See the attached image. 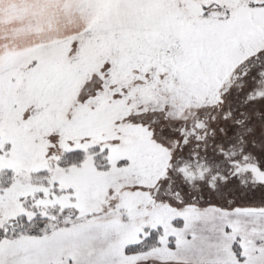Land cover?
<instances>
[{
	"label": "rangeland",
	"instance_id": "obj_1",
	"mask_svg": "<svg viewBox=\"0 0 264 264\" xmlns=\"http://www.w3.org/2000/svg\"><path fill=\"white\" fill-rule=\"evenodd\" d=\"M75 2L0 72V264H264V209L138 211L166 157L136 125L118 141L134 105L207 102L260 45L261 0ZM239 194L224 207L264 204ZM154 223L158 244L130 251Z\"/></svg>",
	"mask_w": 264,
	"mask_h": 264
},
{
	"label": "flooded vegetation",
	"instance_id": "obj_2",
	"mask_svg": "<svg viewBox=\"0 0 264 264\" xmlns=\"http://www.w3.org/2000/svg\"><path fill=\"white\" fill-rule=\"evenodd\" d=\"M255 7H264V0ZM261 39L258 48L217 76L207 102L173 107L175 103L163 95L153 97L154 102L134 105L121 117L119 142H130L123 135L136 125L166 157L154 184L142 186L147 199L136 210L161 218L208 205L221 212L263 211V202L243 204V210L235 205L224 207L236 197L244 198L240 190L250 188L264 194V182L255 176L264 171V37ZM154 224L145 226L146 235L160 231L162 225ZM153 261L140 258L136 264ZM184 261L180 258L178 263Z\"/></svg>",
	"mask_w": 264,
	"mask_h": 264
},
{
	"label": "crops",
	"instance_id": "obj_3",
	"mask_svg": "<svg viewBox=\"0 0 264 264\" xmlns=\"http://www.w3.org/2000/svg\"><path fill=\"white\" fill-rule=\"evenodd\" d=\"M78 1L83 5L87 2ZM77 5L75 0H0V72L7 70L13 55L26 53L29 37L42 38L45 24L58 26L63 8ZM34 24V29L39 24V36L37 32L28 34Z\"/></svg>",
	"mask_w": 264,
	"mask_h": 264
},
{
	"label": "trees",
	"instance_id": "obj_4",
	"mask_svg": "<svg viewBox=\"0 0 264 264\" xmlns=\"http://www.w3.org/2000/svg\"><path fill=\"white\" fill-rule=\"evenodd\" d=\"M148 233L149 234L145 235L139 243L129 246L130 251H143L149 249L153 245H157L160 234L159 230H152Z\"/></svg>",
	"mask_w": 264,
	"mask_h": 264
},
{
	"label": "water",
	"instance_id": "obj_5",
	"mask_svg": "<svg viewBox=\"0 0 264 264\" xmlns=\"http://www.w3.org/2000/svg\"><path fill=\"white\" fill-rule=\"evenodd\" d=\"M255 176H256V180L257 181H261V182H264V171L263 172H258V173H255Z\"/></svg>",
	"mask_w": 264,
	"mask_h": 264
}]
</instances>
